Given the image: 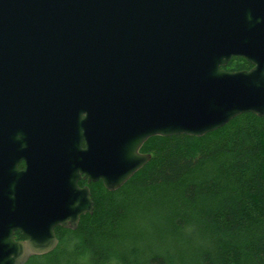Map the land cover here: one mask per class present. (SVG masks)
<instances>
[{
    "label": "water",
    "instance_id": "obj_1",
    "mask_svg": "<svg viewBox=\"0 0 264 264\" xmlns=\"http://www.w3.org/2000/svg\"><path fill=\"white\" fill-rule=\"evenodd\" d=\"M234 56L252 67L225 70ZM245 112L264 115V0H0V264L92 212L80 173L114 190L149 137Z\"/></svg>",
    "mask_w": 264,
    "mask_h": 264
},
{
    "label": "trees",
    "instance_id": "obj_2",
    "mask_svg": "<svg viewBox=\"0 0 264 264\" xmlns=\"http://www.w3.org/2000/svg\"><path fill=\"white\" fill-rule=\"evenodd\" d=\"M234 56L223 68L249 69ZM120 187L93 183V211L24 264H264V115L202 136L149 137Z\"/></svg>",
    "mask_w": 264,
    "mask_h": 264
},
{
    "label": "flooded vegetation",
    "instance_id": "obj_3",
    "mask_svg": "<svg viewBox=\"0 0 264 264\" xmlns=\"http://www.w3.org/2000/svg\"><path fill=\"white\" fill-rule=\"evenodd\" d=\"M251 67H252V65H251ZM251 67H250V68H251ZM250 68H249V69H250ZM243 70H248V69H243ZM79 114H80L81 119L86 118V116H87V118H88V112H87V110H82ZM81 148H82V149L86 148L85 140H82V142H81ZM139 152H140V151H139ZM140 153H141V152H140ZM24 157H26L25 154H24V156H23V155L20 156V153H19L18 155H16V158H18V160H17V162H16V168H17L18 171H24V170L26 169V158H24ZM96 182H101V183H102L101 180L90 181V180H88V178H85L84 175H83L82 173H80V176H79V178H78V180H77V185H78L79 188L87 187V189H88V191H89V197H90V199H91V196H90V187H91V185H92L93 183H96ZM102 185H103V184H102ZM103 186H104V185H103ZM91 200H92V199H91ZM92 211H93V210H92ZM85 213H90V212H85ZM85 213H83V214H85ZM83 214H81V215H83ZM81 215H80V217H81ZM80 217H79V218H80ZM78 221H79V220H78ZM78 221H77V223H78ZM76 226H77V224H76ZM58 227L71 229V228H69V227H64V226H60V225L55 226L54 229H53V231H54V235H55V231H56V229H57ZM55 237H56V235H55ZM26 238H27V237L24 236L20 231L16 230V231L14 232V239H15V240H25ZM56 238H57V237H56Z\"/></svg>",
    "mask_w": 264,
    "mask_h": 264
}]
</instances>
